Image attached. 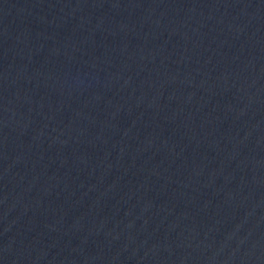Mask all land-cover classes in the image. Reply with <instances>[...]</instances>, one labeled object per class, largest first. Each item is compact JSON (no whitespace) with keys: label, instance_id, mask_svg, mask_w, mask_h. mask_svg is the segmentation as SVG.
<instances>
[{"label":"water","instance_id":"water-1","mask_svg":"<svg viewBox=\"0 0 264 264\" xmlns=\"http://www.w3.org/2000/svg\"><path fill=\"white\" fill-rule=\"evenodd\" d=\"M0 264H264V0H0Z\"/></svg>","mask_w":264,"mask_h":264}]
</instances>
